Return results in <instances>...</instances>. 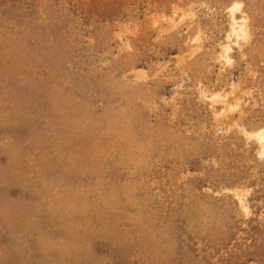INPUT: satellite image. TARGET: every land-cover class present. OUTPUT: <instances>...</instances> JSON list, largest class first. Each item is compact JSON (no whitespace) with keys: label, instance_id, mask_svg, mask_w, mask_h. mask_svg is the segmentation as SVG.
I'll return each instance as SVG.
<instances>
[{"label":"rangeland","instance_id":"374dc122","mask_svg":"<svg viewBox=\"0 0 264 264\" xmlns=\"http://www.w3.org/2000/svg\"><path fill=\"white\" fill-rule=\"evenodd\" d=\"M263 127L264 0H0V264H264Z\"/></svg>","mask_w":264,"mask_h":264},{"label":"bare ground","instance_id":"6f19581e","mask_svg":"<svg viewBox=\"0 0 264 264\" xmlns=\"http://www.w3.org/2000/svg\"><path fill=\"white\" fill-rule=\"evenodd\" d=\"M241 9L240 3H235L231 8V20L232 24L230 26L229 34L227 35L228 42L223 46L222 59L225 63H231L232 57L231 52L233 45H239L240 41L245 40L248 35L247 19L245 17H237V12ZM218 96H216L217 98ZM260 145V154L264 156V127L260 128L256 132L252 133ZM240 203L243 205L245 210L248 207L244 204L243 200L240 199Z\"/></svg>","mask_w":264,"mask_h":264}]
</instances>
